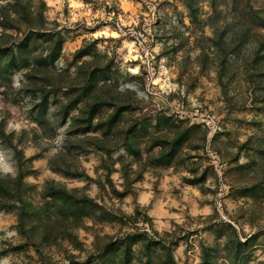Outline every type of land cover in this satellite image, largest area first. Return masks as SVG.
<instances>
[{
  "label": "rangeland",
  "instance_id": "374dc122",
  "mask_svg": "<svg viewBox=\"0 0 264 264\" xmlns=\"http://www.w3.org/2000/svg\"><path fill=\"white\" fill-rule=\"evenodd\" d=\"M0 264H264V0H0Z\"/></svg>",
  "mask_w": 264,
  "mask_h": 264
}]
</instances>
